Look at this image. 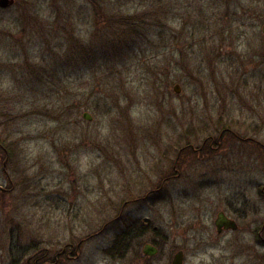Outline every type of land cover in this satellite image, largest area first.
I'll list each match as a JSON object with an SVG mask.
<instances>
[{"label":"rangeland","instance_id":"obj_1","mask_svg":"<svg viewBox=\"0 0 264 264\" xmlns=\"http://www.w3.org/2000/svg\"><path fill=\"white\" fill-rule=\"evenodd\" d=\"M109 16L134 20L114 47L102 39ZM263 26L264 0L0 7V145L11 183L2 149L0 177L13 186L0 195V264L39 250L52 260L82 240L78 258L58 264H170L178 250L184 264H264V237L254 240L240 219L245 203L264 223ZM223 130L219 151H191ZM185 146L180 176L164 195L143 200L163 179L158 165L171 174ZM221 211L236 218L237 231L217 233ZM129 218L151 227L115 251ZM154 238L161 250L144 258L143 244Z\"/></svg>","mask_w":264,"mask_h":264},{"label":"flooded vegetation","instance_id":"obj_2","mask_svg":"<svg viewBox=\"0 0 264 264\" xmlns=\"http://www.w3.org/2000/svg\"><path fill=\"white\" fill-rule=\"evenodd\" d=\"M12 1L14 3L16 0H12ZM3 10H5V9H3ZM263 29H264V26H263ZM226 131L227 130L221 131L220 135L215 140H214V138L212 136L205 137V139L203 140L201 146L198 149L190 147L191 151L194 152V153L204 152V150L207 153H214V152L219 151V148H220V145H221L222 136H223V134ZM250 141H252V140H247L246 139V140H243L242 143H246L247 144V143H250ZM253 143H254V145L252 146L253 147V152H256V151L258 152L259 151L258 143L254 142V141H253ZM187 148H188V146H185L181 150H179L177 158L175 159V161L173 162V164L171 166V169H170L171 172H172L171 174L167 173V167L168 166L165 165L163 167L162 164L158 165L159 169L156 170L157 171V175H162L163 179L161 180V182H160L158 187L152 188V189L147 191V193L145 194L144 198H142L143 200H146L151 195H158V196L160 195L161 196V195L165 194L164 190H165V186L167 185V182L170 181V180H175V179H177L180 176V170L177 169L178 168V156H179V154H181L182 151L186 150ZM0 149H2L4 154H5L4 161L6 162V163H4V161H3V166L1 168V170H2L1 172H2V174L4 176L3 178H6L7 181L11 183L10 176L8 175V173L6 171L7 170L6 167H7V164H8V152L1 145H0ZM6 158H7V160H6ZM254 170L258 172V168L255 167ZM134 173H135V175L137 177H140V178H143V179L149 178V174H150L149 171L146 168H136L134 170ZM1 177H0V195L5 194L6 192H9L12 189V187H13L12 186L11 189H9V190H7V188L3 187V185L6 184V181H5V179H2ZM259 191L261 192V194H264V187H261L259 189ZM137 200H139V199H135L133 202H135ZM128 202H130V201H125L122 204L121 210H123L128 205L127 204ZM241 211H242L243 215L240 216V219H242L244 221H248V223H249L248 232L252 236V238L254 240H256V241L258 239H263V237H264V223H262L259 218H255V214L257 213V209L255 208L254 211L252 212V211L248 210V205L244 203L242 205ZM121 213H122V211H120V214ZM219 213H222L224 218H226L227 220L233 221L236 224V227H237L235 231L238 230V225H237V222H236L237 220H236L235 217H233L231 214H227V213L222 212V211L219 212ZM218 214H217V216H218ZM252 214H254V219L251 217ZM120 216L121 215H119L118 218ZM217 216H216V218H217ZM131 218H129L128 221ZM118 222L123 223V224L126 223V222H124L122 220L118 221ZM213 223H215V221ZM150 224H151V222L147 218H143V219H141L139 221L137 220V221H133V222L130 220V223H128V226L122 230L123 233L125 232V234L128 235V237L130 238V244L129 245H131V243L135 239H140L146 233H148V230L151 227ZM151 229L153 230V232L156 233V227H152ZM224 232H231V231H230V229L229 230H225L223 227L220 229V232L217 231L218 234H222ZM119 234H120L119 232L116 234L117 238L115 239V241H117V244L113 247V250H115V251L119 250L120 245L122 243V240H124L126 238L125 234H122L121 236H119ZM157 239L158 238H154L149 243H146V244L144 243L143 244L142 254H143L144 258L154 257L157 254H159V252L161 250V247L158 244L160 239H158V240ZM82 241L78 242L76 246H73L72 244L65 245L62 248L60 253H58V254L53 256L52 260L49 257V251L48 250H45V251L39 250L36 253H34L33 255L29 256L23 263L19 262L18 264H58L60 256H64L67 260H70V261L71 260H75V259L78 258V250H79V247H80V244L82 243ZM146 245L151 247L152 250L151 249L150 250L154 251V254H152V255L144 254L143 251H144V248L146 247ZM127 250H129V248ZM178 252L182 253V264H184L183 251H181V250H178L177 252H175L173 254L170 264H172L174 255L177 254Z\"/></svg>","mask_w":264,"mask_h":264},{"label":"trees","instance_id":"obj_3","mask_svg":"<svg viewBox=\"0 0 264 264\" xmlns=\"http://www.w3.org/2000/svg\"><path fill=\"white\" fill-rule=\"evenodd\" d=\"M102 10V9H101ZM103 20H105L103 23H101L100 26H102L107 32L104 31V34H102V39H104V44L106 47H114L115 45H121L123 42V39L128 35L134 32L132 22L133 17L130 16H117L112 17H106ZM127 21H130L127 23ZM125 240V246L120 251H126L127 247L130 244V238L128 235H126ZM122 240V242L124 241ZM117 244V241L113 242V247Z\"/></svg>","mask_w":264,"mask_h":264},{"label":"water","instance_id":"obj_4","mask_svg":"<svg viewBox=\"0 0 264 264\" xmlns=\"http://www.w3.org/2000/svg\"><path fill=\"white\" fill-rule=\"evenodd\" d=\"M12 0H0V7H6L10 4H12ZM264 32V29H263ZM175 93H179V88L177 86H175L174 88ZM82 117L87 120L90 121L91 120V116L88 113H84L82 115ZM215 226L218 232H220V229L223 227L224 229H230V230H236V224L233 221L227 220L226 218H224L222 213H219L216 220H215ZM151 247L146 245V247L144 248V254L147 255H152L154 254V251L150 250ZM172 264H182V253L178 252L177 254L174 255Z\"/></svg>","mask_w":264,"mask_h":264}]
</instances>
